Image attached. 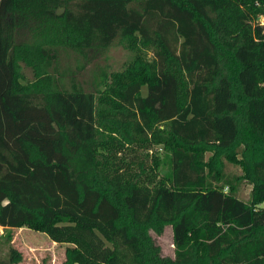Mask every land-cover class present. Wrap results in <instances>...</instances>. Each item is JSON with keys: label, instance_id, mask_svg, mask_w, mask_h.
I'll list each match as a JSON object with an SVG mask.
<instances>
[{"label": "trees", "instance_id": "obj_1", "mask_svg": "<svg viewBox=\"0 0 264 264\" xmlns=\"http://www.w3.org/2000/svg\"><path fill=\"white\" fill-rule=\"evenodd\" d=\"M258 17L264 0H0V226L67 244L60 264H264ZM113 46L131 56L110 72L93 60Z\"/></svg>", "mask_w": 264, "mask_h": 264}, {"label": "rangeland", "instance_id": "obj_2", "mask_svg": "<svg viewBox=\"0 0 264 264\" xmlns=\"http://www.w3.org/2000/svg\"><path fill=\"white\" fill-rule=\"evenodd\" d=\"M262 24V18H259ZM150 53H148L149 56ZM131 52L120 46H113L108 49L105 55V59L98 57L93 60V62L99 64H106L110 72H113L120 68L122 63L130 59ZM71 57H64L62 55L60 63L66 65V63L72 64ZM91 65H87L86 68L80 73L78 78L81 81H85L89 77V70ZM25 77L30 78L31 72L29 69H24ZM142 93H144V88H142ZM153 151H147L146 166L150 163V156L154 153L159 157L161 163L158 166L157 174L161 176L167 173L168 163L165 153L158 147L154 146ZM143 152H140L142 155ZM230 171L238 172V168L230 166L228 168ZM237 196L241 199L247 197V186L246 184H241L238 187ZM6 235L9 236V240H6ZM150 235L154 239L155 243L160 247V253L162 255H167L172 257V244H171V230L170 226H165L161 235L157 236L152 231ZM67 244L65 243H55L49 240L45 234L33 231L26 227L20 228H3L0 226V259H5L8 247L15 249L21 254V260L17 264H60L63 260V250Z\"/></svg>", "mask_w": 264, "mask_h": 264}, {"label": "crops", "instance_id": "obj_3", "mask_svg": "<svg viewBox=\"0 0 264 264\" xmlns=\"http://www.w3.org/2000/svg\"><path fill=\"white\" fill-rule=\"evenodd\" d=\"M246 186H247V193H248L250 186L248 184ZM62 258H63V255H62Z\"/></svg>", "mask_w": 264, "mask_h": 264}, {"label": "built area", "instance_id": "obj_4", "mask_svg": "<svg viewBox=\"0 0 264 264\" xmlns=\"http://www.w3.org/2000/svg\"><path fill=\"white\" fill-rule=\"evenodd\" d=\"M259 18H262V17H258L257 18V20L259 21ZM262 20H263V18H262ZM260 22V21H259ZM262 24H264V22L262 21ZM224 190H225V188H224Z\"/></svg>", "mask_w": 264, "mask_h": 264}, {"label": "water", "instance_id": "obj_5", "mask_svg": "<svg viewBox=\"0 0 264 264\" xmlns=\"http://www.w3.org/2000/svg\"><path fill=\"white\" fill-rule=\"evenodd\" d=\"M263 225H264V223H263Z\"/></svg>", "mask_w": 264, "mask_h": 264}]
</instances>
